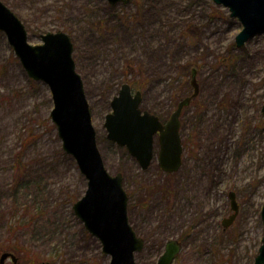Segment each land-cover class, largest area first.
Returning <instances> with one entry per match:
<instances>
[{
  "label": "rangeland",
  "instance_id": "obj_1",
  "mask_svg": "<svg viewBox=\"0 0 264 264\" xmlns=\"http://www.w3.org/2000/svg\"><path fill=\"white\" fill-rule=\"evenodd\" d=\"M2 1L23 21L31 44L46 31L70 34L98 148L107 170L122 172L128 220L144 241L135 263L155 264L176 238L181 248L172 264H253L264 232V31L236 47L242 25L213 0ZM131 57L130 77L143 86L140 107L163 120L174 109L182 66L198 71V94L180 115L183 161L174 172L158 165L157 139L142 169L106 138V100L117 94ZM52 106L47 85L27 76L0 31V254L16 257L0 264H108L73 213L86 180L61 148ZM22 150L27 167L17 174ZM230 191L238 212L224 227Z\"/></svg>",
  "mask_w": 264,
  "mask_h": 264
},
{
  "label": "water",
  "instance_id": "obj_2",
  "mask_svg": "<svg viewBox=\"0 0 264 264\" xmlns=\"http://www.w3.org/2000/svg\"><path fill=\"white\" fill-rule=\"evenodd\" d=\"M131 0H107L110 4ZM228 8L242 27L235 35V46L241 47L255 34L264 31V0H213ZM0 31H2L27 76L45 83L51 93L53 106L50 119L55 126L62 150L75 160L86 188L72 204L75 216L84 228L101 244V251L110 256L108 264H136L134 253L140 251L143 239L137 236L127 216L128 195L123 188L121 172L111 174L104 165L98 148L91 109L86 98L81 75L73 59L71 36L62 30L46 31L39 35L41 42L31 44L21 19L0 0ZM192 92L181 98L162 123L158 116L140 108L141 92L132 91L123 82L110 99V111L104 116L106 138L127 152L145 169L154 156L153 143L157 135L158 165L164 172H174L181 164L182 145L179 134L182 109L199 91L195 69L190 79ZM264 118V101L261 106ZM232 213L224 218L230 224L238 212L233 191L229 192ZM264 222V200L260 209ZM178 239H168L155 264H172L180 251ZM16 257L9 251L0 254V263ZM40 264H48L43 261ZM253 264H264V232Z\"/></svg>",
  "mask_w": 264,
  "mask_h": 264
},
{
  "label": "trees",
  "instance_id": "obj_3",
  "mask_svg": "<svg viewBox=\"0 0 264 264\" xmlns=\"http://www.w3.org/2000/svg\"><path fill=\"white\" fill-rule=\"evenodd\" d=\"M5 3V2H4ZM99 28V27H98ZM74 51V50H73ZM74 58V57H73ZM232 59H235L234 57H232ZM225 61V63L227 62H231V58H225V59H221V61ZM135 59L133 57H131L130 59H128L126 62H125V70H124V73H123V77L125 78L124 81H127L130 86L132 87V89L134 90H139V89H142L143 86L138 82V80L136 78H133L130 77L134 71V68H133V63H134ZM223 63V62H221ZM183 69L182 71L184 72L183 74V79L178 83L177 87H176V92L174 93L173 95V100H174V105L176 106L178 100L188 94L191 93V86L189 84V76H191L192 74V71H193V67H191V65L189 63L185 64L182 66ZM77 68V67H76ZM196 69V68H195ZM197 69H196V74H197ZM123 82V81H122ZM107 104L109 103V99L106 100ZM173 105V106H174ZM174 106V108H175ZM151 112H153L154 110H150ZM156 114H158V116L160 117V114L157 113V112H154ZM161 118V117H160ZM162 119V118H161ZM30 133V131H29ZM28 133V134H29ZM111 143V142H110ZM120 149H122V151L128 156L130 157V155L128 154V152L126 151L125 148H122L121 146H119ZM23 155H24V151H19L17 154H16V166H15V170L17 172V174L19 173H22L25 171V168L27 167V163H23L21 160L23 158ZM135 161V160H134ZM183 161V159H182ZM19 183H14L13 184V187H12V194L14 195L17 191L19 192ZM17 192V193H18ZM16 193V195H17ZM37 213L40 214L41 213V210H37ZM13 228V227H11ZM182 239V238H181ZM14 248H19L20 246L18 245H13Z\"/></svg>",
  "mask_w": 264,
  "mask_h": 264
},
{
  "label": "bare ground",
  "instance_id": "obj_4",
  "mask_svg": "<svg viewBox=\"0 0 264 264\" xmlns=\"http://www.w3.org/2000/svg\"><path fill=\"white\" fill-rule=\"evenodd\" d=\"M257 252H258V250H257ZM257 254V253H256ZM254 263V262H253Z\"/></svg>",
  "mask_w": 264,
  "mask_h": 264
}]
</instances>
